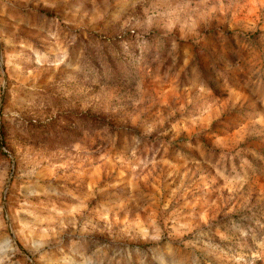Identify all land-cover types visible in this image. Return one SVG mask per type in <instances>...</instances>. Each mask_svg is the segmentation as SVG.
Instances as JSON below:
<instances>
[{"label": "rangeland", "instance_id": "obj_1", "mask_svg": "<svg viewBox=\"0 0 264 264\" xmlns=\"http://www.w3.org/2000/svg\"><path fill=\"white\" fill-rule=\"evenodd\" d=\"M0 209L130 264H264V0H0Z\"/></svg>", "mask_w": 264, "mask_h": 264}, {"label": "clouds", "instance_id": "obj_2", "mask_svg": "<svg viewBox=\"0 0 264 264\" xmlns=\"http://www.w3.org/2000/svg\"><path fill=\"white\" fill-rule=\"evenodd\" d=\"M138 2H140V0H138ZM143 3L147 5L148 0H143ZM144 12L148 16L149 21L161 15L160 12L154 10L152 6L145 7ZM108 13V8L97 7L93 21H104ZM119 210V205L114 204L111 211L103 213L102 219L108 222L110 228L114 226L118 227L121 232L129 235L135 233L127 220L121 221L118 218L117 213ZM10 227L16 232L17 238L25 247H30L34 239L47 240L49 242L54 241V246L57 248L58 252L61 253L63 257L70 259L72 264H106V262L107 264H111V261L116 257L110 256L109 253L115 252L116 255H119L122 251H127V260L129 264L131 262L132 251H129L126 246H122L115 235H111L107 241H102L98 238L90 239L87 228L81 231L79 227L74 225L75 230L68 237L67 243H65L60 237L39 235L34 230H27L23 224L17 228L16 221H13V224L10 226L7 219L2 214V209H0V239L8 237ZM26 231L27 234H25ZM135 234L143 241L148 240V237L143 236L142 233ZM65 249H67V251H65ZM18 251L19 249H15L12 254L0 257V264H19V261L13 260V255ZM167 251L169 255L173 254L172 251L168 249ZM33 255L34 258H38L40 261L49 259L46 251L41 252L36 250ZM161 264H165V262L161 260Z\"/></svg>", "mask_w": 264, "mask_h": 264}]
</instances>
